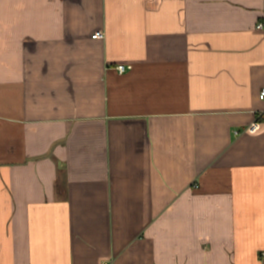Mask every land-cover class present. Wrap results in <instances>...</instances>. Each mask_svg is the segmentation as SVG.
Listing matches in <instances>:
<instances>
[{"label": "crops", "instance_id": "0c3cea01", "mask_svg": "<svg viewBox=\"0 0 264 264\" xmlns=\"http://www.w3.org/2000/svg\"><path fill=\"white\" fill-rule=\"evenodd\" d=\"M260 22L264 0H0V264H264Z\"/></svg>", "mask_w": 264, "mask_h": 264}, {"label": "built area", "instance_id": "2783aa9c", "mask_svg": "<svg viewBox=\"0 0 264 264\" xmlns=\"http://www.w3.org/2000/svg\"><path fill=\"white\" fill-rule=\"evenodd\" d=\"M264 26V24L262 22H260L257 26L258 29L262 28ZM104 35V32H96L92 35L93 38H102ZM131 67L123 65V64H118L117 66V70L120 73H124L127 69H130ZM261 99L264 98V87L262 89V92L260 94ZM261 127V116L257 117L256 120H254L253 122L250 123V125H248L246 128H244L242 131L240 130H236L234 131L235 135H240L241 133H253L256 132L257 130H259Z\"/></svg>", "mask_w": 264, "mask_h": 264}]
</instances>
